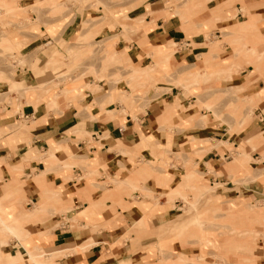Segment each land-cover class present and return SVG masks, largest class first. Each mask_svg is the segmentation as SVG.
<instances>
[{
  "label": "crops",
  "instance_id": "1",
  "mask_svg": "<svg viewBox=\"0 0 264 264\" xmlns=\"http://www.w3.org/2000/svg\"><path fill=\"white\" fill-rule=\"evenodd\" d=\"M14 1L29 28L7 37L28 39L22 55L49 43L61 52L56 41L75 44L91 18L90 45L114 52L119 64L61 84L26 65L16 80L55 85L8 101L0 95V264H36L38 250L47 264H162L169 254H200L168 231L180 199L166 195L186 172L176 154L193 160L201 183L220 185L210 198L223 212L229 201L264 205V0H57L64 12L51 7L54 16L38 8L46 0ZM183 72L206 79L187 86L177 82ZM225 91L220 106L199 108ZM229 99L236 119L222 112ZM58 160L101 176L84 178ZM257 253L264 264V243Z\"/></svg>",
  "mask_w": 264,
  "mask_h": 264
},
{
  "label": "rangeland",
  "instance_id": "2",
  "mask_svg": "<svg viewBox=\"0 0 264 264\" xmlns=\"http://www.w3.org/2000/svg\"><path fill=\"white\" fill-rule=\"evenodd\" d=\"M51 7L53 10H58V14L64 12L63 5L57 0H46V4L43 3L38 5V8H49V15L54 16L56 13L51 11ZM18 9H21L23 12L26 11L22 7L16 5L14 0H0V95L4 94L5 101H8L7 96L12 92L20 94L23 92L26 94L38 92L39 94H43L51 86L53 87L55 85L54 81H51L45 84L46 86L39 84V82L34 86H26L24 83L16 80V71L24 68L26 65L33 70L38 79H40L43 70H45L47 71V75L43 80L57 78V84H61L73 76L77 77L79 75L93 73V68L96 65L100 66L101 75L99 77H103L109 67H115L116 64H119V59L115 56L114 52H107L106 49L100 51L99 47L97 49L96 46L90 45L88 31L96 20L91 18L82 21L79 37L75 44L69 46L53 38L58 46L62 48V53L57 51L55 45L51 44L50 46L49 43L47 47H40L31 55H22L20 48L26 44L25 42H28V39L23 37L22 41L24 43H20L19 41H13L7 37V34L13 30H19L23 35L24 32L22 31H26L29 28L28 21L17 20L16 13ZM53 27H50L49 31H52L54 29ZM213 39L217 40L218 38L214 36ZM53 59H57L61 66L57 68L49 67L50 65L48 66V64ZM39 66L41 68H39ZM135 73L137 74V72ZM136 74L134 75L138 78L147 77V75L139 76ZM131 77L134 76L131 75ZM113 78L116 80L118 77ZM205 79L206 78L200 76L198 72L193 73L192 76H190L189 72H183L177 76V82H185L187 86L198 84ZM66 86L69 88L71 84L70 86ZM195 95H197L198 98L201 96L198 93H195ZM226 96L230 97L227 91H225L224 94L214 96L208 103L200 105L199 108L214 109V107L220 106L222 103L220 99ZM128 100L132 103L130 99ZM231 103V99L224 103L222 112L225 113L228 119H236V117L240 116H238L236 112L235 114L230 113ZM197 105H199V103ZM196 155L201 156L199 153H196ZM176 156L178 159L184 160L186 172L182 176V181L176 184V189L178 191H171L168 193L169 195H166L168 201H172L176 197L180 199L177 217L178 222L174 220L171 225L175 224L168 229V231L170 234L174 233L179 236V238H182V242H190L196 247L200 246L202 249L200 254L196 253L192 256L183 253L176 254L175 256L170 254L166 255L167 258L162 261V264H207L204 262V257L208 261H212L211 264H259L263 262V258L261 259L257 253L258 246L264 243L263 203L260 201L253 203L247 201L239 203L229 201L230 203L226 208L227 210L223 212L217 205V199L210 198L220 185L215 184L213 187H210L207 184L201 183L200 173L193 169V160L180 154H176ZM236 158L237 156L233 157L234 161ZM59 162H62V165H76L82 168L84 171V178H87L89 174H95L97 177L101 176L98 170L90 168L86 163H79L76 161V163L68 164L66 161L58 160L57 164ZM142 168L151 170L147 164L143 165ZM70 178H73V176ZM108 182L111 183L113 181L108 180L107 182H99L98 185L104 186ZM118 184L122 186L123 183L119 182ZM187 192H189V195H187ZM141 194L145 197H153L151 193L141 192ZM36 211H39V209ZM61 212H65V210L57 213L61 214ZM18 216L21 218L25 217L23 214ZM192 218H195L194 222L193 220L191 221ZM57 224L58 223H56V225ZM11 225L13 226V224H4V228L1 227V230L7 231L8 227ZM10 231V233L22 238L20 229H11ZM163 232L164 230L158 231L156 236H162ZM230 242H238L242 246L234 249L229 247ZM247 242L253 243V246H247ZM204 249L208 250L206 255V252H203ZM66 252L53 253L50 254L49 257L53 258L54 256L65 254ZM34 253L40 256L38 259H33L30 256L36 264H47L44 262L45 254H43V250H38Z\"/></svg>",
  "mask_w": 264,
  "mask_h": 264
}]
</instances>
